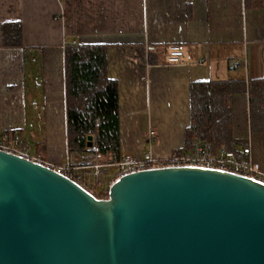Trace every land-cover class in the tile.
<instances>
[{
	"label": "crops",
	"instance_id": "0c3cea01",
	"mask_svg": "<svg viewBox=\"0 0 264 264\" xmlns=\"http://www.w3.org/2000/svg\"><path fill=\"white\" fill-rule=\"evenodd\" d=\"M4 23L20 24L25 51L2 47ZM73 42L107 47L121 158H164L183 148L190 84L263 77L264 0L251 10L244 0H0V135L19 133L48 152L59 149L60 158L65 154L63 54ZM172 44L184 48L176 66L165 63ZM30 73L41 95L28 107ZM28 108L36 116L30 127ZM231 113L233 137L250 143L264 170V135L249 134L246 94L231 97Z\"/></svg>",
	"mask_w": 264,
	"mask_h": 264
},
{
	"label": "water",
	"instance_id": "95a60500",
	"mask_svg": "<svg viewBox=\"0 0 264 264\" xmlns=\"http://www.w3.org/2000/svg\"><path fill=\"white\" fill-rule=\"evenodd\" d=\"M0 264H264V184L152 169L97 199L0 151Z\"/></svg>",
	"mask_w": 264,
	"mask_h": 264
},
{
	"label": "trees",
	"instance_id": "16d2710c",
	"mask_svg": "<svg viewBox=\"0 0 264 264\" xmlns=\"http://www.w3.org/2000/svg\"><path fill=\"white\" fill-rule=\"evenodd\" d=\"M261 7L262 0H244L246 10ZM1 36L2 47L25 51L19 23L2 24ZM106 51L105 45L64 46L66 145L69 153L81 151L91 137L101 162L115 164L121 159L118 93L116 82L107 77ZM155 57L149 54V63H155ZM235 94L247 95L249 134L264 135V74L248 82L242 78L194 82L189 87V124L181 151H188L196 139L237 155L248 146L247 140L233 137L231 97Z\"/></svg>",
	"mask_w": 264,
	"mask_h": 264
},
{
	"label": "built area",
	"instance_id": "2783aa9c",
	"mask_svg": "<svg viewBox=\"0 0 264 264\" xmlns=\"http://www.w3.org/2000/svg\"><path fill=\"white\" fill-rule=\"evenodd\" d=\"M183 57V46L172 44L166 49L165 63L176 66L182 63ZM234 65L238 66L239 62ZM11 133L4 132L0 135V151L52 170L93 197L100 193L101 199L107 198L109 187L119 178L152 169L202 168L230 173L264 184V170L254 158L249 142L246 148L238 150L239 155L223 147L215 149L209 142L196 139L188 151L174 150L164 158L152 155L139 159L123 157L115 164H103L98 148L90 137L89 145L81 151L69 153L66 145V152L56 165L37 154L34 143L30 144L19 133ZM154 135L152 130L148 132V138L152 139ZM111 169L113 171L109 172Z\"/></svg>",
	"mask_w": 264,
	"mask_h": 264
},
{
	"label": "rangeland",
	"instance_id": "374dc122",
	"mask_svg": "<svg viewBox=\"0 0 264 264\" xmlns=\"http://www.w3.org/2000/svg\"><path fill=\"white\" fill-rule=\"evenodd\" d=\"M29 70V69H28ZM28 72H30V71H28ZM29 76V77H28ZM33 77H31V73L30 74H28L27 75V81H28V83H27V85H28V87L26 88V104H27V106L29 107V105H30V103L32 104V103H37V96H38V99H39V97H40V95H41V90H40V88H36V86H31V82L32 83H34V81H33ZM37 82V81H36ZM33 85V84H32ZM36 90V94L34 95V91ZM31 113H33L32 111H30V109L28 108L27 109V125H28V127H30V125L32 124L31 123V121H32V119H35L36 118V116L35 115H33V114H31ZM31 126H33V125H31ZM38 135H39V139L41 140L42 139V137H43V133L42 132H38ZM28 141V140H27ZM30 144H32L33 142H31V141H28ZM34 149H35V152L37 153V154H39L40 156H42L44 159H48V160H50L53 164H59L60 163V156H59V149H53V151H50V152H48V150L46 151L45 149H44V147L43 146H41L40 144H38V143H36V145L34 146ZM48 152V153H47ZM113 170L111 169L109 172H112ZM100 194V193H99ZM97 195V194H96ZM101 195V194H100ZM102 197V196H101ZM97 199H101V198H97Z\"/></svg>",
	"mask_w": 264,
	"mask_h": 264
}]
</instances>
